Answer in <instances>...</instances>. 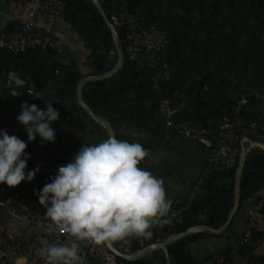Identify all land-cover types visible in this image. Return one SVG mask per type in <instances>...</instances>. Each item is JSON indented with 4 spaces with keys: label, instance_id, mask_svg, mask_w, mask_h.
I'll use <instances>...</instances> for the list:
<instances>
[{
    "label": "crops",
    "instance_id": "crops-1",
    "mask_svg": "<svg viewBox=\"0 0 264 264\" xmlns=\"http://www.w3.org/2000/svg\"><path fill=\"white\" fill-rule=\"evenodd\" d=\"M258 1H110L111 13L127 9L130 5L131 12L141 19V28L154 24L166 38L164 49L157 55L158 62L165 71V77L160 83L159 90L153 93V101L150 103L142 100V104L146 107V120L143 125L134 126L132 130L137 133L136 141L147 143L150 156L147 157L144 168L163 178L167 198L172 203L186 198L191 185L205 168L210 149L187 141L166 129L163 119L156 111L157 100L168 99L171 107L175 109V118L198 121L213 131L211 134L213 142H215L214 130L217 124L230 113L239 93H244L246 96L244 110L246 116L264 122V12L260 10ZM199 3L209 7L210 10L214 8L218 10V19L216 21L209 19V10L205 8L203 12ZM23 16L24 13L17 1L0 0V31L11 30L17 20ZM36 20L51 24L53 35L65 42L67 52L63 57L40 50L26 51L20 55H6L0 52V129L7 131L9 135L27 139L23 125L16 120V116L20 112L22 102L28 103L32 98L37 97L23 92L21 97L16 98L10 93L8 87L11 86L12 81L8 73L20 70L26 73L28 88L39 93L41 107L45 109V101L52 102L53 108L59 112L58 120L51 122L50 125L55 130V134L74 135L76 132L73 125L83 120L87 127L80 135L84 140L88 139L89 143L92 142V138L97 137L98 141L95 140L96 142L93 143L100 142L103 140V135L90 125L89 119L80 111L70 110L73 98H67L70 89L62 83L65 74L62 68L67 66H72L82 78L87 75H97L92 73V68L89 66L90 50L84 46L78 34L63 17L50 19L46 14L39 13ZM213 22L216 26H213ZM119 30H116L117 34ZM119 43L121 46L120 40ZM122 54L124 62L125 57L127 59L128 57L123 48ZM128 60L134 66L129 73H136L135 76L128 78V82L138 89L141 87L150 89L153 78L150 53L137 51L133 59ZM116 61L113 44V49L107 55L108 70ZM35 65L43 66L51 77L46 88L41 91L33 87L29 71V68ZM261 144H264L263 133L250 129L240 133L238 149L240 152L242 147L247 148L245 159L251 154L263 152L259 147ZM35 151L27 160L26 168L33 169L39 165V171L45 168L47 173L55 176L54 166L57 162L44 158V144L39 145ZM205 182L203 192L196 197L201 205L208 207L216 200L226 205L230 201L229 197L223 196L222 191L224 186H228V179L214 175ZM21 183L30 196L34 199L38 198L34 190L38 192L43 186L38 173L31 182L21 181ZM248 196L253 199H264L262 182L257 189L251 190ZM231 201L233 203V195ZM10 207L11 204L6 203L4 209L0 208V225L11 235L0 244V252L3 254L0 264H45V259L39 257L36 250L47 247L48 236L42 230L23 225L10 217L5 212V209ZM245 208L243 200H240V206L221 233L199 232L195 234L200 235L187 241L186 248L195 261L208 264L213 255H220L224 258L223 264H264V205L256 212L257 227L251 241L240 247L236 245V240L245 227ZM202 218L203 214H200L199 219ZM166 237L165 233L161 232L155 242L141 245L138 249L161 242ZM112 244L123 254H131L138 250H131V245L124 244L122 239ZM79 254L83 257V264H104L99 254L87 259L84 247L79 248ZM133 261L167 264L165 253L161 249ZM169 264H173L170 255Z\"/></svg>",
    "mask_w": 264,
    "mask_h": 264
},
{
    "label": "clouds",
    "instance_id": "clouds-1",
    "mask_svg": "<svg viewBox=\"0 0 264 264\" xmlns=\"http://www.w3.org/2000/svg\"><path fill=\"white\" fill-rule=\"evenodd\" d=\"M16 94V93H15ZM39 98V97H37ZM45 109L22 102L16 120L23 125L27 141L54 142L59 112L52 102ZM129 135L137 133L130 130ZM27 144L0 129V184L18 186L31 182L40 166L25 171L30 156ZM149 151L136 140L109 135L98 143H85L73 159L58 168L55 176L34 194L45 206V215L59 225L71 243H51L36 250L45 264H83L77 241L112 244L126 237H150L157 222L168 221L172 201L167 198L162 177L138 165Z\"/></svg>",
    "mask_w": 264,
    "mask_h": 264
},
{
    "label": "built area",
    "instance_id": "built-area-1",
    "mask_svg": "<svg viewBox=\"0 0 264 264\" xmlns=\"http://www.w3.org/2000/svg\"><path fill=\"white\" fill-rule=\"evenodd\" d=\"M7 2L17 1L24 13V16L17 20L9 31H0V52L17 55L26 51H51L59 57L66 55L65 42L53 35L52 26L49 22L40 23L37 14L44 13L50 19L63 17L66 9L64 0H4ZM111 1V0H110ZM110 24L117 30L123 31V49L128 59H133L137 51L150 53V63L153 68V78L150 86L151 92L159 90L160 83L165 77V71L160 66L157 55L165 45L164 33L154 24L147 28H141V19L127 9H121L111 13ZM27 95L38 97L39 93L30 88H25ZM246 96L239 93L236 97L230 113L220 121L215 130V142L211 134L213 131L202 123L188 118H175V109L166 98L157 100L156 111L163 119V125L181 138L200 144L210 149L205 168L201 175L191 185L186 198L183 201H176L171 204L168 214L169 222L157 220L153 225L161 230L164 226L175 223L181 224L185 214L191 208L196 197L204 190V182L215 174L227 173L235 169L238 163V143L240 133L245 129L254 130L264 134V122L250 119L245 114ZM264 186V170L262 172ZM11 204L5 212L26 226L42 230L48 236V245L51 243H71L74 238L70 237L59 225L52 222L45 214L31 209L27 198L21 194L16 187L0 184V208L4 209L5 204ZM245 204V227L238 239L237 246H243L251 241L252 234L257 227L256 212L264 205V199H253L246 196L243 199ZM11 235L7 229L0 225V244ZM122 242L129 245L131 236L122 239ZM78 247L85 248L86 258L89 259L99 254L104 264H125L118 261V257L106 246V244H95L91 241H77ZM3 254L0 252V258ZM224 258L220 255H213L208 264H223Z\"/></svg>",
    "mask_w": 264,
    "mask_h": 264
},
{
    "label": "trees",
    "instance_id": "trees-1",
    "mask_svg": "<svg viewBox=\"0 0 264 264\" xmlns=\"http://www.w3.org/2000/svg\"><path fill=\"white\" fill-rule=\"evenodd\" d=\"M99 1L109 17L112 12L109 5L110 0ZM64 2L66 4V9L63 19L70 24L74 32L78 34L84 46L90 50L88 59L89 66L92 68V73L101 74L104 71H107L109 68L106 66L107 55L108 52L113 49L112 34L110 29L103 22L91 0H64ZM258 4L260 10L264 12V0H259ZM199 6L203 12L205 8H207L206 10H209V19H213L214 21L218 19V10H215V8L210 10L209 7L201 5L200 3ZM127 10L132 11L130 5H128ZM213 26H216V23L213 22ZM122 34L123 31L119 30V40L123 48ZM49 52L54 54L51 51ZM133 67L134 66L131 65V62L125 57L122 67L113 76L95 82L90 81L86 83L82 89L83 99L91 110L96 115L109 121L115 132L116 138L128 140L129 142L136 140L135 137L128 134L129 131L132 130L134 126L143 125L146 120V107L142 104V100L144 99L151 103L154 99V94L148 87H141L138 89V87H133L132 84L128 82L129 77L136 75V73H129ZM29 71L31 79L33 80V87L37 91H41L46 88L51 78L46 69L41 65H35L33 68L31 67V69L29 68ZM62 71H65V74L62 77V83L70 89L67 98H73L70 110L72 112L80 111L86 118H88L85 112L78 106L75 98L76 84L82 78V75L78 74L72 66H67V68L63 67ZM123 101H125L124 104H122ZM33 103L36 104L38 108L43 110L41 107L42 101L40 99L32 98L28 102V104ZM89 122L94 124L93 127L95 129L98 130L99 128L106 134V132L93 120L89 119ZM157 124L159 125V121ZM73 126L75 129L74 131L76 132H74V135L63 136L55 134L56 139L54 142L43 143L45 147V152L43 153L44 158L51 159L54 163H56L75 155L82 144L87 142L89 143L88 139L84 140V137L80 135L83 129L87 127L86 123L82 120L81 123H76ZM97 138H92V142L90 143H93L95 140L98 141ZM20 139L26 142L27 147L25 152H30V157L36 152L35 149L42 144L39 137L32 142H28L25 138L20 137ZM138 142L141 143L140 141ZM142 145L147 149V143H143ZM146 161L147 157L138 166L144 168ZM28 170H30V168L25 169L26 172ZM234 170L235 169H232L227 173L215 174L229 180L228 186H224L222 188L224 193L223 196L229 197L230 199L226 205H223L221 202L216 200L214 204L205 207L201 205L200 201L195 199L191 208L185 214L184 220L181 224L170 223L164 226L161 230H159L158 227L152 226L150 229L152 235L146 238L132 236L129 244L131 245V250H136L141 245L155 242L161 232L165 233V236H168L173 233L182 232L194 225L203 224L211 228H217L220 226L225 221L226 214L232 205L231 200L233 195ZM263 170L264 152L251 154L245 159L240 184V200H243L246 196H248L251 190H255L259 187V184L262 182ZM38 174L42 179L43 185L50 182L49 177L52 175L51 173H47L45 168L39 171ZM206 184L207 183L205 182V185ZM15 187L19 190V192H21V194L27 197L28 205L31 209L45 214V206L38 203V198L34 199L33 196L28 194L24 184L20 183ZM200 214H203L202 219H199ZM197 235L200 234H189L168 244L167 249L173 264H205L195 261L186 248L187 241L193 239ZM118 261H122L125 264H153L152 262L145 263L144 261H142V263H138L139 261L131 262L120 258H118Z\"/></svg>",
    "mask_w": 264,
    "mask_h": 264
},
{
    "label": "water",
    "instance_id": "water-1",
    "mask_svg": "<svg viewBox=\"0 0 264 264\" xmlns=\"http://www.w3.org/2000/svg\"><path fill=\"white\" fill-rule=\"evenodd\" d=\"M91 2L94 5V7L96 8V10L98 11V13L100 14L103 22L107 25V27L110 29V31L112 33V39H113V44L115 47V53L117 56V61L112 68H110L108 71H106L104 73L97 74V75H87V76L83 77L82 79H80L77 82L76 88H75L76 99H77L78 106L82 109V111L85 112V114L88 116L89 119L93 120L97 125H99L106 132L107 136L114 135L116 137L115 132H114L111 124L109 123V121L105 118H102V117L96 115L91 110V108L85 103V101L83 100V95H82V89L86 83H88L90 81L95 82L98 80L107 79V78L113 76L115 73H117L118 70H120V68L123 65L122 48H121L120 43H119V37H118L116 29L110 24L109 17L107 16L106 12L102 8L100 1L99 0H91ZM25 74H26L25 71H20V70H16V71H12V72L8 73V77L12 81V84L10 87H8V89H9L10 93L16 98L21 97L23 95L24 89L28 87V82L26 81ZM259 147L264 152V144L263 145L261 144V146H259ZM246 154H247V148L242 147L240 152H239L237 166L234 170L232 207L230 208V210L226 216L225 221L220 226H218L217 228H211V227L206 226V225H194V226L187 228L186 230H184L182 232L170 234L163 241L144 246V247L138 249L137 251H135L134 253H131V254H123V253L119 252L114 247L113 244H110V245L106 244V246L118 258L125 259L128 261H133V260H136L138 258H142L154 250L161 249L165 253V258L167 261L166 263L169 264V254H168V250H167V245L170 244L171 242L177 241V240H179V239H181V238H183L189 234H195V233L204 232V231H208V232L214 233V234L221 233L223 230L226 229V227L228 226L229 222L233 218L235 212L237 211V209L240 205V197H241V195H240V190H241L240 184H241V176H242V172H243ZM72 159H73V157H69L65 160L57 162L56 165L54 166V173L56 174L58 171V168L61 165H66Z\"/></svg>",
    "mask_w": 264,
    "mask_h": 264
},
{
    "label": "rangeland",
    "instance_id": "rangeland-1",
    "mask_svg": "<svg viewBox=\"0 0 264 264\" xmlns=\"http://www.w3.org/2000/svg\"><path fill=\"white\" fill-rule=\"evenodd\" d=\"M90 125H91V126H94V124H92V123H90ZM98 132L101 133V135H103V140L106 139V134H105L102 130H100V129L98 128ZM107 137H108V136H107Z\"/></svg>",
    "mask_w": 264,
    "mask_h": 264
}]
</instances>
